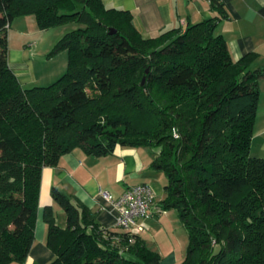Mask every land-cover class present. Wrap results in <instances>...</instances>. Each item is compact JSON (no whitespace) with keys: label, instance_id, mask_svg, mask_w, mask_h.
I'll return each mask as SVG.
<instances>
[{"label":"trees","instance_id":"trees-1","mask_svg":"<svg viewBox=\"0 0 264 264\" xmlns=\"http://www.w3.org/2000/svg\"><path fill=\"white\" fill-rule=\"evenodd\" d=\"M211 3L216 16L145 36L103 0H0V264L29 254L43 168L75 147L101 157L118 144L160 150V207L176 208L189 234L177 264H264V157L250 153L264 66L251 68L255 52L233 59L216 32L229 10ZM22 14L42 29L73 25L50 52L67 51V71L47 86L26 87L10 66L7 28ZM52 195L67 222L45 208L49 264H162L140 232Z\"/></svg>","mask_w":264,"mask_h":264},{"label":"crops","instance_id":"crops-1","mask_svg":"<svg viewBox=\"0 0 264 264\" xmlns=\"http://www.w3.org/2000/svg\"><path fill=\"white\" fill-rule=\"evenodd\" d=\"M222 1L227 6L230 17L218 20L216 32L227 40L233 59L238 60L250 52H255L257 57L251 68L264 66V0ZM103 2L107 7L131 12L135 26L145 36H155L162 30L173 27L186 28L189 24L219 14L213 8L211 0H103ZM9 63L17 76L19 75V79L27 73L23 67H28L27 63L18 64L10 61ZM260 92L252 144L257 142V146L262 150V154L254 155L264 157V77L260 80ZM159 151V148L152 146L118 144L113 153L97 157L82 147H75L62 155L58 164L45 166L41 177L33 245L24 261H12L8 264H49L53 259L54 252L47 245L48 224L44 217L45 208L50 207L53 210L60 226L64 227L67 222L63 209L53 198V187H57L75 201L82 202L96 212V219L102 226L114 229L115 211L102 194L103 191L118 197L131 185L148 183L159 196V200L154 202H158L155 205L161 212L160 202L165 196L163 189L167 181H164L160 171L152 167V162ZM162 181L165 182L164 186ZM157 210L152 207L151 213L159 215ZM154 250L158 251L156 248ZM159 253L161 254V251ZM175 260L176 256H171L166 263L171 264Z\"/></svg>","mask_w":264,"mask_h":264},{"label":"rangeland","instance_id":"rangeland-1","mask_svg":"<svg viewBox=\"0 0 264 264\" xmlns=\"http://www.w3.org/2000/svg\"><path fill=\"white\" fill-rule=\"evenodd\" d=\"M71 29H73V25L71 24L42 29L34 14H22L14 17L7 28L8 60L18 64H28V67L23 66L24 70H27V73H24L20 79L26 87L35 85L47 86L67 71V51H59L52 55L50 52L60 37ZM175 132V137H178ZM257 144V142L251 144L250 153L252 155L262 154V150L259 149ZM160 174L166 182L167 175L162 171H160ZM164 183L162 181L163 186ZM163 192L165 198L167 193L166 191ZM155 200L158 201L159 196L156 195ZM157 203L154 202L152 204L150 213L152 207L154 210H157V205H155ZM63 212L66 218V213L64 210ZM143 221L146 228L141 232L142 236L151 249L156 248L159 252L161 251L164 264H167L166 261L171 256H176V260L171 264L179 263L184 259L189 243V234L180 220L176 208L163 210L159 212V215L152 212Z\"/></svg>","mask_w":264,"mask_h":264},{"label":"built area","instance_id":"built-area-1","mask_svg":"<svg viewBox=\"0 0 264 264\" xmlns=\"http://www.w3.org/2000/svg\"><path fill=\"white\" fill-rule=\"evenodd\" d=\"M175 134L179 136L177 132ZM102 194L115 211L117 227L134 233L145 230L143 220L151 215V206L155 200V193L148 183L131 185L118 197L108 191Z\"/></svg>","mask_w":264,"mask_h":264},{"label":"water","instance_id":"water-1","mask_svg":"<svg viewBox=\"0 0 264 264\" xmlns=\"http://www.w3.org/2000/svg\"><path fill=\"white\" fill-rule=\"evenodd\" d=\"M117 32V29L116 28H114V27H111L110 28V33H116ZM144 79L145 78H143V82H144Z\"/></svg>","mask_w":264,"mask_h":264}]
</instances>
